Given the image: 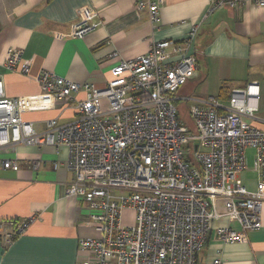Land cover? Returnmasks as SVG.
I'll list each match as a JSON object with an SVG mask.
<instances>
[{"label":"built area","instance_id":"built-area-1","mask_svg":"<svg viewBox=\"0 0 264 264\" xmlns=\"http://www.w3.org/2000/svg\"><path fill=\"white\" fill-rule=\"evenodd\" d=\"M163 2L136 0V10H147L158 28ZM252 3L264 7V0H210L208 14ZM95 17L85 9L72 24V37L82 39L101 25ZM198 31L197 24L183 41H156L146 54L121 59L103 86L42 71V90L66 105L74 99L77 112L67 123L47 120L44 131L22 118L18 99L6 95L0 80V169L19 168L17 158L5 156L11 147L68 149L74 178L66 197L87 202L89 219L101 234L80 240L77 264H197L214 222L238 223L239 229H215L226 243L245 241L261 229L264 128L252 123L259 110L258 83L233 88L227 100L187 97L196 134L178 118L177 91L198 69L191 51ZM117 57V52L110 55ZM5 65L24 74L31 70L19 48L9 49ZM192 141L194 160L186 158ZM248 148L255 151L254 190L241 177L248 168ZM126 209L134 211L131 225L122 224ZM36 219L3 221V246H11ZM214 264L221 262L215 259Z\"/></svg>","mask_w":264,"mask_h":264},{"label":"crops","instance_id":"crops-1","mask_svg":"<svg viewBox=\"0 0 264 264\" xmlns=\"http://www.w3.org/2000/svg\"><path fill=\"white\" fill-rule=\"evenodd\" d=\"M85 9L93 10L101 25L76 39L72 24ZM209 9L210 0H164L157 28L147 10H136V0H0V80L6 95L18 99L22 118L44 131L47 120L67 123L77 112L74 99L66 105L42 90L38 81L42 71L103 86L121 59L146 54L156 41H183L198 24L191 48L198 69L178 89L177 103L189 105L187 97H225L233 88L255 82L260 87L259 110L252 123L264 128V7L225 6L208 14ZM12 48L23 49L31 63L29 74L7 69ZM115 52L118 57L110 58ZM77 97L83 99L84 94ZM5 156L17 158L19 168L0 169V224L32 215L37 219L9 247L3 246L0 236V264H77L80 240L101 234L89 219L87 202L66 197L74 178L67 147L17 146ZM241 177L249 190L255 189L253 169L248 167ZM261 219L260 230L236 243L222 241L215 229L220 225L239 229L238 223L226 218L214 222L197 264H214L215 259L221 264H264V203Z\"/></svg>","mask_w":264,"mask_h":264},{"label":"rangeland","instance_id":"rangeland-1","mask_svg":"<svg viewBox=\"0 0 264 264\" xmlns=\"http://www.w3.org/2000/svg\"><path fill=\"white\" fill-rule=\"evenodd\" d=\"M177 107L179 110L178 118H179L180 123L183 124L185 127H187L190 133H193V134L198 133V128L196 126V123L190 111V105L184 102V103L177 104ZM104 108H107V106H105ZM186 151H187L186 158L190 160H194V153H195V142L194 141L190 142V144L186 148ZM254 154H255L254 149H251L248 151L249 170L253 169ZM133 216H134V211L126 210L123 215L122 224L131 225L133 223Z\"/></svg>","mask_w":264,"mask_h":264},{"label":"trees","instance_id":"trees-1","mask_svg":"<svg viewBox=\"0 0 264 264\" xmlns=\"http://www.w3.org/2000/svg\"><path fill=\"white\" fill-rule=\"evenodd\" d=\"M197 60H198V58H197ZM225 89H226V86H223V87H222V90H225ZM230 94H231V93H230ZM229 97H230V95L225 96V97H224V96H220V98H221V99H224V100L229 99ZM178 101H179V100H177L176 103H177ZM177 104H178V103H177Z\"/></svg>","mask_w":264,"mask_h":264}]
</instances>
